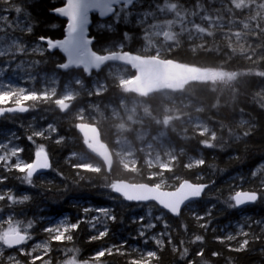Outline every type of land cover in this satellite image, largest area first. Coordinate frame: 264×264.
Listing matches in <instances>:
<instances>
[{
	"label": "trees",
	"instance_id": "16d2710c",
	"mask_svg": "<svg viewBox=\"0 0 264 264\" xmlns=\"http://www.w3.org/2000/svg\"><path fill=\"white\" fill-rule=\"evenodd\" d=\"M230 1L156 0L153 4L151 0H144L143 9H151L152 15L143 17L139 24L136 23L135 17H129V22L125 23L123 19L116 22L113 16L107 21H101L97 16H93L90 33L91 37L95 38L92 49L97 54L121 51L145 57L158 55L161 59L172 60L183 66L221 71L225 74L224 77L212 81H192L176 93L143 96L134 91H127L128 89L121 85L110 71L113 66H107L100 73H93L90 77L84 71L63 73L57 69L56 65L63 63L64 57L58 51L49 53L47 46L39 38L58 40L64 37L66 22L55 16L51 10L64 6L65 0H31L28 10L33 17V31L21 33L17 30L13 33L21 37L27 45V54L17 55L14 64L24 61L27 66L33 61H40L32 67V74L38 72L37 75L40 77L57 75L58 95L47 102H26V105H35L30 107L28 113L9 114L0 118V141L7 138L9 133H15L14 144L23 149L19 157L26 163L34 161L37 146L43 145L49 154L52 168L42 176L34 177L37 186L32 187L22 181L23 173L14 168L7 171L4 162L0 164V178L6 177L4 182L0 183V189L11 190L17 198H22L24 194L30 196L29 201L24 204L10 205L7 200L0 202V208L3 209L0 211L2 219L0 223L11 217L14 222H22L26 227L27 221L31 220L33 227L28 229L29 234L34 240H46L50 234L43 233V230L47 227L49 218H67L69 223L85 221L80 223L79 229L71 233L72 241L64 243L51 241V251L47 255L51 264H60L66 256L72 255L66 253L67 248H78L77 259L80 261L90 260L98 251L111 248L112 254L106 253L102 258L103 264H129L131 259L139 258L143 246H150L151 250L157 252L159 259L153 260L152 264H185L173 251V244L181 250L187 247L190 252L189 259L200 260L201 257L195 253L203 249L204 257L211 261V264H228L229 260L232 264H264V252L261 251L264 249V232L262 224L258 223L264 222V199L244 210L229 207V204L233 203L229 197L235 191L259 190L261 179H264V170L256 176L252 174L258 167L264 169V16L258 14L255 19L253 11H249L250 9L240 11L236 6H232ZM166 5L171 6L166 12L169 15L162 16L160 12ZM226 5L236 11L234 16L226 17L227 11L224 10ZM3 7L0 5V9ZM214 9H217L220 21H215L213 28L203 24L206 29L199 36H191L175 26L176 18L181 21L185 19L183 23L189 20L200 23L199 16L202 13L206 16H215ZM240 15L242 16L239 17ZM232 19L251 22L249 26L251 30L243 32L240 39H234L230 29L241 21L234 20L233 23ZM168 23L172 24L174 31L172 37L175 40L169 43L162 38L150 44L147 36L150 24ZM125 33L128 36L125 37ZM36 45L45 49L43 55L31 52V48ZM9 59L11 57H0V63L5 65ZM124 69L127 70L129 77L136 76L131 69ZM10 73L6 72L2 79L8 80ZM74 78L83 80V88L74 83L72 86L77 90H84H80L69 110L61 112L54 101L60 98L65 85ZM95 79L104 82L105 89L98 94L86 93L85 89L89 88ZM17 84L32 87L31 82L21 83L17 80ZM34 87L37 91L43 90L39 84ZM122 102L129 105L139 104L140 109L142 106L147 108L143 112L146 120L150 122V126L155 122L160 130L164 129L165 121L169 119L173 121L166 129L175 143L174 147L181 152L178 153L171 172H161L157 168L146 170L143 160L139 161L136 171H129L115 160L111 172L107 173L102 163L87 154L82 138L77 132V125L80 122L97 125L103 141L114 149L113 140L117 136L120 122L108 115L103 117L102 114L109 112L110 108L117 110ZM6 106L14 105L11 102L0 105ZM80 109H85L86 113L95 111L98 114L97 122L89 116L79 121L77 113ZM189 118L202 120L210 132L201 135L202 131L187 123ZM49 124L56 125L55 133L49 131L45 134L47 138L33 137L34 142L28 140L27 137L33 131L44 130ZM246 132L250 134L245 136ZM182 133H185L184 137H180ZM152 134H157V130ZM213 134L216 137L214 141L211 140ZM57 140L61 142L57 143ZM203 140H209L214 148L204 147L201 143ZM82 155H86L91 164L98 169L85 172L83 169L73 167L79 164L78 157ZM193 158L204 159L205 165L191 169L185 167L188 164L187 160ZM10 163L14 165L16 162L11 159ZM160 173L167 182L164 188L166 190L175 189L183 180L208 184L209 188L201 201L187 208L179 218H174L154 204L127 203L123 198L115 196L110 187L105 186L118 181L156 185L157 180L152 176ZM80 176H84L85 179H80ZM86 207L92 208L93 211L85 214L83 209ZM99 207L110 208L117 216V221L108 223L107 237L91 241L90 237L96 232L86 221L87 218L98 215L95 209ZM149 210L153 217L163 214L165 222L170 227L165 230L163 222L153 220L156 227L151 229L148 235H159L167 231L172 237V244L168 243L167 236L162 237L164 239L162 248L157 246L154 240L150 239L145 244L144 238L138 237L141 224L148 222ZM209 210L211 217L206 219H210L211 222L205 230L199 227V224L205 221H198L196 216L204 215ZM235 224L240 225L243 231L249 232L250 236L259 235L261 239H250L246 251L239 253L231 251V248L237 247L245 239L238 236L233 243L224 239L226 237L224 232L228 229L230 232L233 230L232 234L237 233ZM195 235H202L203 243H190ZM117 248L124 254L117 252ZM213 252L220 255L213 256ZM6 255H16L25 264L30 262L27 256H20L18 251L5 249Z\"/></svg>",
	"mask_w": 264,
	"mask_h": 264
},
{
	"label": "snow or ice",
	"instance_id": "6c2138e0",
	"mask_svg": "<svg viewBox=\"0 0 264 264\" xmlns=\"http://www.w3.org/2000/svg\"><path fill=\"white\" fill-rule=\"evenodd\" d=\"M154 4L156 0H151ZM31 0H0V5L4 7L0 9V57H11V59L6 61L5 67H0V105H5L11 102L14 106L12 107H0V116L5 113H26L29 111L30 107L35 105H26V102L32 101H49L54 96H56V88H47L43 91H37L36 89H26L23 86H18L13 83V79L21 80H34L36 77L32 74L31 68L40 63V61H33L25 67V62L15 63L17 55L27 54V45L24 43L21 37L14 35L17 30L21 33H31L33 31V17L28 10V5ZM144 0H66V5L62 7H57L52 9L54 13L61 17L67 18L66 38L62 40H53L51 38L40 37L41 41H44L47 46V50L59 49L67 57V62L58 63L56 65L57 69L60 70H70L72 68H83L84 73L91 75V71L94 68H99L100 63L107 57L103 54H97L93 51L90 45L93 43V38L88 37V24H89V13L98 12L101 17H107L112 15L116 22H120L121 19L125 23L129 22V17H135L136 23H141L143 17H148L152 15V10L143 9ZM3 13H9V15H4ZM14 14V18H12ZM104 27V25H101ZM111 27V25H109ZM125 37L128 36L127 33L124 34ZM31 52L44 54L45 49L36 45L31 48ZM11 69L13 77L8 80H3L2 77L5 74V69ZM20 73H26V75H20ZM54 79V78H53ZM83 84V80L79 78H74L70 80L66 85V94L64 96L71 97L76 94L73 90L72 85ZM55 104L58 106L61 112H65L69 105L63 103L61 99H56ZM246 123V122H245ZM56 132V128L51 124L47 126L44 130L33 131L31 135L27 138L29 141H33V137H46V132ZM250 132L244 133L248 136ZM9 136H15V133H9ZM203 135V133L201 134ZM215 134L212 135L211 140H215ZM239 139V137H238ZM11 141L9 140V143ZM34 142V141H33ZM57 140V143H60ZM204 147L214 148L213 143L209 140L201 141ZM0 150H3V154H0V161L4 162V167L7 171H11L13 168L19 173H23L22 181L28 186L36 187L34 182V176L41 170H48L52 168V164L49 160V154L45 151L43 145H38L35 151V159L31 163H26L22 160L17 159V162L12 165L10 160L12 157H18L19 153L23 151L22 148L13 146L8 147L7 143L0 142ZM205 165L204 159H195L194 161L185 165V167L191 169L193 167H200ZM75 168L83 169L85 172H91L92 169L87 165L75 164ZM166 172H171L172 168L165 167L163 169ZM262 169L258 167L253 171V176H256ZM80 179H85L84 176H80ZM6 177L0 178V183H3ZM110 187L113 193L119 194L123 197L125 201L129 202H148L155 201L167 213L173 216L180 217L182 214V206H186L188 202H191L195 198H200L208 187L207 184L202 183H191L188 180H183L179 183L178 187L174 190H164V183H157L156 185H131V184H120V183H110L105 185ZM30 196L24 194L22 198H17L11 190L0 191V202L8 201L10 205L13 204H24L29 201ZM264 199V179H261V188L259 190H239L235 191L233 195L229 197V200L233 203L229 204L230 208H238L246 204H254L258 200ZM0 211H3L0 208ZM84 213L87 214L92 212L93 209L86 207L83 209ZM95 211L98 215L91 216L87 218V223L91 228L96 229V234L90 237L91 241L101 240L109 235L108 223L117 221V216L108 207H99ZM148 222L146 224H141L138 230V237L144 238V243L147 244L148 241L154 240L157 246H164V239L162 237H168V243L172 244V237L167 231L160 233L159 235H148V232L156 227L153 222L160 221L164 223L165 230L169 229L170 225L165 222L164 215H158L153 217L151 211L147 213ZM211 217V211L209 210L204 215H197L196 219L198 221H205L200 223L199 227L207 230ZM144 218H134V220H142ZM85 221H78L76 223H69L67 218L60 219L55 222V226H49L44 229L50 234L49 241H56L64 243L65 241H72V232H75L80 227V223ZM262 224V232H264V222H258ZM7 225L5 228L4 225ZM33 227V222L31 220L27 221L26 227L22 222H14L10 217L0 223V264H24L16 259L15 255H10L8 257L4 256L3 248L12 249L14 247L24 245L27 241L32 239L29 234L28 229ZM245 237L242 242L239 243L237 247L231 248L234 252H243L248 250L250 239H261V236L252 234L247 231H241L237 234ZM136 238V237H134ZM227 241H233L236 236L229 233L224 238ZM221 240V243L224 242ZM204 237L202 235H195L194 239L190 240V243L195 244L196 242L203 243ZM49 241L43 243H36L32 248L31 252L28 254L31 256L29 264H36V260H41L42 264H51L50 259H44V255H47L50 251ZM126 243V242H123ZM183 244V241H181ZM123 247V244L121 245ZM172 249L179 256L181 261L185 264H211L207 258L204 257L203 249H200L195 253L196 256L201 257L200 260L189 259L190 252L187 247H183L182 250L178 249L176 245H172ZM23 251V249H20ZM66 253L72 255L66 256V258L60 261V264H103L102 258L107 254H112V249L98 251L90 260L86 259L80 261L77 259V254L79 253L78 248H67ZM264 252V249H261ZM42 252L43 255L32 256L33 253ZM117 252H120V248H117ZM123 255V252H120ZM213 256H218L220 253L213 252ZM157 252L149 250L146 255H140L138 259H131L129 264H152L153 260H158ZM228 264H232L231 260Z\"/></svg>",
	"mask_w": 264,
	"mask_h": 264
},
{
	"label": "rangeland",
	"instance_id": "374dc122",
	"mask_svg": "<svg viewBox=\"0 0 264 264\" xmlns=\"http://www.w3.org/2000/svg\"><path fill=\"white\" fill-rule=\"evenodd\" d=\"M230 3H232V6H236V9H240L242 11L243 9H250L249 11H253L252 15L253 18H257L258 14H262L264 16V0H231ZM171 6L166 5V7L161 11V15L165 16L166 14L169 15V13H166L169 11ZM231 7V6H230ZM225 6L224 10L227 11L226 17H231L236 14V11L232 10V8ZM217 9H214L215 16H206L202 13L201 16H199L200 23L195 22V20H189L185 23V19L181 21L179 18H176L174 20L175 26L178 29H183L186 33H189L191 36H199L206 28L204 25L213 28V26L216 24L215 21H220V16L216 13ZM218 16V17H216ZM240 15L239 17H241ZM234 20H240V24H235L231 27L230 32L233 33L234 39L238 40L240 39L243 32H249L251 28L249 27L251 25V22L249 21H243V19H232L233 23ZM204 24V25H203ZM221 24V23H220ZM181 26V27H180ZM174 31L171 23L168 24H150L147 32V36L149 37V43L153 44L155 40H159L164 38L167 42L171 43L175 40L174 37H172ZM148 39V38H147ZM165 45V43H164ZM0 67H5L3 63H0ZM27 67V66H25ZM189 75L190 79L188 81H200V82H207L219 79L221 77H224L225 74L221 71H212V70H199L192 67H183ZM110 71L114 73V77L120 82L121 85H123L127 91H134L137 94L143 95V96H149L151 93H154L156 91L154 87L150 84H140L137 82L139 80V73L135 72L136 76L134 78L128 76V72L126 69L121 67H112L110 68ZM6 72H12L11 69H5ZM32 72V68H31ZM33 73V72H32ZM38 72H34V76L36 77L34 80H21V79H13V83L17 84V80H19L21 83L25 82H31L32 87L24 86L23 84H20L19 86H23L26 89H35L34 85L39 84L41 90L47 88H56V95H58V85H59V77L57 75H43L39 76L37 75ZM20 75H26V73H20ZM3 76V77H4ZM2 77V78H3ZM9 78L13 77V73H10L8 75ZM54 78V79H53ZM77 86V85H76ZM78 87L83 88V84L78 85ZM73 90L76 91V94L71 97L64 96L66 94L65 87L63 88V91L60 93V98L63 103H66L69 105L68 109L71 108L72 103L77 95H79L80 90H77L72 86ZM105 89L104 82L97 81L96 79L93 80L91 86L89 88L85 89V92H89V94H98L103 92ZM42 90V91H43ZM153 91V92H152ZM55 97V96H54ZM66 110V111H67ZM147 110V108H144L142 106V109L139 108V104L129 105L127 103L122 102L119 106V108L116 109H109V112H103V117L105 115H108L113 120L119 121L120 126L119 130L117 132L116 138L114 141V153L115 157L118 161V163L122 164L125 170L129 171H136L139 161L143 160V165L147 167L148 169L157 168L161 172H166L163 169L165 167L172 168L173 163L177 160L178 156V150L174 147L175 143L173 140H171L169 133L167 131V126L169 124H172L173 121L171 119L164 122V129L159 128L158 125H156L155 122H152V126H150V122L146 120L143 112ZM65 111V112H66ZM86 116L91 117L95 122H97L98 114L95 111H90L89 113H86L85 109H80L77 113V119L79 121H82ZM83 123V122H80ZM187 123L191 124L193 127L199 129L202 131V133L210 132L208 127L205 125V123L198 119V118H189L187 119ZM53 127L56 128V125L53 124ZM155 128V129H154ZM154 130H157V134H152ZM57 131V130H56ZM53 133V132H52ZM55 133V132H54ZM185 133H182L180 137H184ZM182 139V138H181ZM9 140L11 141L9 143ZM2 143H7L8 147L11 148L13 146H17V144H14L16 140L13 136H8L4 140L0 141ZM18 147V146H17ZM0 154H3V150H0ZM11 159H14L15 162H17V159L22 160L19 156L18 157H12ZM193 159H188L187 162L190 163L194 161ZM24 161V160H22ZM25 162V161H24ZM79 164H85L88 167H90L92 170H97V166H94L89 161V158L86 155H82L78 157ZM2 161H0V164ZM154 179L157 180V183H164L165 185L167 182L163 179L162 173L157 174L156 176H152ZM156 183V184H157ZM2 191V189H0ZM8 219V218H6ZM5 219V220H6ZM64 219V218H61ZM2 219L0 218V221ZM60 219H53L49 218L47 221V227L49 226H55V222H57ZM7 227V226H6ZM5 227V228H6ZM46 227V228H47ZM236 229V234H233L236 236V239L231 241V243L235 242L237 240V237L240 235H237L241 231L240 225H234ZM91 228V226H90ZM93 229V228H91ZM96 232V229H94ZM233 230L230 232V229L224 232V234L227 236V234H232ZM43 233L49 234L46 231L43 230ZM31 241V243H30ZM45 241H49V239L46 240H34L33 238L28 241V244L30 245L27 248L21 247L19 249H16L15 251L19 252L20 256H27L31 260V256L28 254L31 252V248L36 243H43ZM49 248L51 251V241H49ZM5 249L3 248L4 256H5ZM20 249H23V251H20ZM138 249V248H135ZM152 248L150 246H143L140 249V255H146V252L151 250ZM11 250V249H10ZM49 251V252H50ZM154 251V250H153ZM48 252V254H49ZM47 254V255H48ZM36 255H43L42 252L33 253L32 256ZM47 255H44V259L47 260ZM9 256V255H8ZM7 255L5 257H8ZM16 259L21 261L18 256H16ZM36 262H40L42 264L41 260H36ZM25 264V263H24Z\"/></svg>",
	"mask_w": 264,
	"mask_h": 264
},
{
	"label": "water",
	"instance_id": "95a60500",
	"mask_svg": "<svg viewBox=\"0 0 264 264\" xmlns=\"http://www.w3.org/2000/svg\"><path fill=\"white\" fill-rule=\"evenodd\" d=\"M66 5V0H65ZM64 5V6H65ZM96 14L100 19L105 20L108 19L110 16L107 17H101L98 12H90L89 13V24H88V37L91 39L90 36V28L92 26V17ZM55 16L60 18L61 20L66 22L67 27V18L61 17L58 14L54 13ZM65 27V33L64 38L67 36ZM63 38V39H64ZM62 40V39H61ZM94 43V41H93ZM93 43L90 45L92 48ZM59 51L65 58V62H67V57L64 53H62L59 49L50 50L49 52ZM107 58L104 59L100 63V67L92 69V72H100L104 67L107 65H121L125 67L132 68L134 71L139 72V80H137L140 84H150L154 87L155 90H179L183 84L190 79L189 73L183 69L181 66H178L173 61H166L159 58H147V57H141L137 55H132L130 53H113V54H106ZM77 68H72L70 70H61L62 72H68L71 70H74ZM83 68H79L78 70H82ZM89 75V74H88ZM8 114H15V113H5L4 117ZM78 132L81 134V136L84 139V145L88 151V153L95 158H97L99 161H101L106 167L108 172L112 170L113 164H114V158L113 154L109 148V146L102 141L101 134L99 129L95 125H88L84 123H80L77 126ZM46 170H41L38 172L35 176L41 175ZM190 182V181H189ZM117 183L120 184H131L126 181H119ZM193 183V182H191ZM131 185H142V184H131ZM151 186V185H150ZM208 189V187L205 189ZM204 192V193H205ZM204 193L200 198H195L191 202H188L186 206H182V212L183 210L188 207L190 204L199 201L202 199ZM115 195L119 196V194L114 193ZM129 202V201H127ZM129 203H136V204H155L157 205L161 210L167 211L163 209L159 204H157L155 201H148V202H129ZM255 204V203H254ZM254 204H246L244 206L238 207L239 209H244L248 206H252ZM169 215H172L170 213H167ZM173 216V215H172ZM176 217V216H174ZM177 218V217H176ZM22 246V245H20ZM20 246L14 247L12 249H17Z\"/></svg>",
	"mask_w": 264,
	"mask_h": 264
},
{
	"label": "bare ground",
	"instance_id": "6f19581e",
	"mask_svg": "<svg viewBox=\"0 0 264 264\" xmlns=\"http://www.w3.org/2000/svg\"><path fill=\"white\" fill-rule=\"evenodd\" d=\"M126 182H129V181H126ZM129 183H131V182H129ZM131 184H136V183H131ZM139 204H141V203H139ZM155 205V204H154ZM157 206V205H156ZM158 207V206H157ZM11 250H16V249H11Z\"/></svg>",
	"mask_w": 264,
	"mask_h": 264
}]
</instances>
